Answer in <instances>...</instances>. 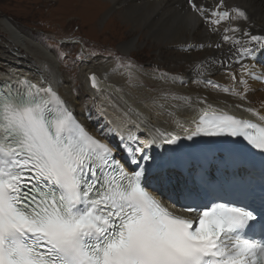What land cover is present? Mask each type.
I'll list each match as a JSON object with an SVG mask.
<instances>
[{
    "label": "snow or ice",
    "instance_id": "1",
    "mask_svg": "<svg viewBox=\"0 0 264 264\" xmlns=\"http://www.w3.org/2000/svg\"><path fill=\"white\" fill-rule=\"evenodd\" d=\"M188 4L210 25L248 20L245 10L229 8L225 0H219L211 11L214 19L194 0ZM211 30L219 31L216 27ZM224 32L232 33L223 40L234 52L210 63L221 65L234 81L232 64L240 65L243 91L221 90L243 100L250 90L249 80L264 83V72L255 70L264 55V35L244 30L237 38L241 29L230 24ZM192 47L205 45H188L182 50ZM206 63L194 67L196 82L220 88L210 79H202L208 74L203 70ZM159 78L180 79L167 74ZM90 79L97 88V77ZM162 96L191 106L189 97ZM198 103L205 106L187 124L169 112L186 139L242 138L264 152V123L217 109L206 98ZM245 111L264 122V115L255 109ZM110 133L119 138L129 163L136 166L132 171L116 158L115 146L85 129L51 86L41 88L21 80L15 89L8 84L0 88V264H264V191L259 205L196 202L191 192L181 193L193 202L180 205V210L194 215H176L149 191L146 171L150 169L145 165L153 157L145 149L157 144V137L160 144H174L179 135L156 129L144 141L132 134L125 138L112 128L101 135Z\"/></svg>",
    "mask_w": 264,
    "mask_h": 264
},
{
    "label": "bare ground",
    "instance_id": "2",
    "mask_svg": "<svg viewBox=\"0 0 264 264\" xmlns=\"http://www.w3.org/2000/svg\"><path fill=\"white\" fill-rule=\"evenodd\" d=\"M106 1L112 11L123 12L122 20L133 26L137 32L140 30L149 41L170 44L182 49L188 45L199 44H204L205 47L202 49L192 47L187 50L192 54L186 60L190 63L181 73V78L175 82L167 78L160 79L161 75L152 73L144 67L131 71L130 78L129 72L120 74L113 71L114 64L99 60L93 63L87 62L81 69L80 77L83 79L84 87L83 97L78 102L73 94L74 82L62 72L56 56L34 41L32 37L21 32L12 21L2 18L0 31L6 38H0V43H7L9 46L6 49H0V83H18L21 80H28L43 88L51 86L77 119L93 135L106 143L110 142V145L116 136L111 133L103 136L101 133L107 128H112L114 132H119L123 136L130 121L143 126L140 139L144 141L155 135L156 129L179 135V140L174 144H160V138L157 137V144L152 145L151 154L155 150L157 154H163L166 150L163 152L162 149L166 146L182 145L186 148L195 142L196 137L188 140L186 134L175 127L169 112H175L187 124L193 118H198L197 110L205 106L198 103L202 98H206V102L217 109H223L232 115L253 120L258 124L264 123L259 121L257 116L245 111V109H255L260 115H264V83L249 80L250 90L242 100L238 96L231 95L230 92L221 90L227 87L230 90L235 88L237 91H243V87L239 84L240 65L232 64L231 71L236 74L234 81L221 65L210 63L214 59L224 60L234 52L230 43L223 40L224 35H232L231 32H224L229 24L233 28L241 29V32L236 33L237 38L241 37L244 30L252 34L264 35V0H225L227 7H239L245 10L248 20L222 21L219 25L205 23L203 18L193 12L188 0ZM194 2L205 7L217 5L219 0H194ZM213 27L218 28L219 31L213 32L211 30ZM217 43L221 45V48L215 47ZM209 44L212 47H208ZM137 46L138 42L130 40L121 46L120 50L128 54L136 50ZM202 51L204 52L202 58L195 56V53L198 55ZM205 61L209 63L204 64L203 70L208 74L202 79H210L220 85V88L196 82L193 69L197 64ZM242 62L250 63V61ZM255 70L264 72V55L260 56ZM92 75L97 77V88L92 86L90 79ZM245 78L247 79V76ZM162 93L189 97L191 106L185 105L182 100L165 99ZM96 98H99L101 103V116L97 115L90 103ZM180 153L183 155L185 152L180 151ZM164 178L168 179L170 188L180 196V189L183 186L182 176L170 170L162 172L157 181L161 180L165 183ZM160 191L163 192L162 189Z\"/></svg>",
    "mask_w": 264,
    "mask_h": 264
},
{
    "label": "rangeland",
    "instance_id": "3",
    "mask_svg": "<svg viewBox=\"0 0 264 264\" xmlns=\"http://www.w3.org/2000/svg\"><path fill=\"white\" fill-rule=\"evenodd\" d=\"M122 14L112 11L106 0H0V19L12 21L21 32L56 56L62 72L74 82L73 94L78 102L84 87L81 69L87 62L99 60L114 64L113 71L120 74L144 67L155 74L165 72L168 77L181 78L187 69L190 52L147 40L140 30L137 32L122 20ZM0 35L6 38L1 31ZM130 40L138 42L137 49L123 53L121 46ZM8 46L0 43V49ZM202 55L203 51L195 53L196 57L202 58ZM129 63L134 67H118ZM98 99L90 103L101 116ZM137 125L130 122L123 136L132 134L141 138L143 126L137 128Z\"/></svg>",
    "mask_w": 264,
    "mask_h": 264
}]
</instances>
